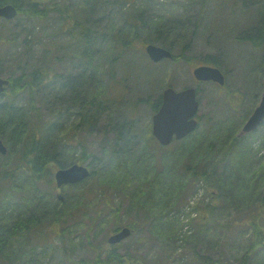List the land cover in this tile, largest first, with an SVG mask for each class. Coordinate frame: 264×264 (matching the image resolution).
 <instances>
[{
    "label": "trees",
    "instance_id": "obj_1",
    "mask_svg": "<svg viewBox=\"0 0 264 264\" xmlns=\"http://www.w3.org/2000/svg\"><path fill=\"white\" fill-rule=\"evenodd\" d=\"M58 1L39 6V0H32L27 8L17 3V16L39 20L52 12L61 20L55 36L64 35L65 42L58 40V46L73 50L70 57L79 60L80 70L75 75L65 77L50 65L57 59V45L45 48L43 56H46L32 61L30 45L38 43L37 36L32 34L16 41L12 34L5 36L7 32L3 28L9 21L0 22L3 31L0 59L12 41L24 49L10 63L13 71L7 75L9 83L0 93V139L7 149L5 154L0 153V264H15L19 253L13 251L23 244L30 246V251H26L30 254L28 260L36 261L37 244L50 238L60 240L65 264H152L154 261L169 264L170 256L155 254L151 257H157L155 260L145 263L128 248L120 252L118 248L125 239L109 244L108 233L124 226L131 230L127 237H131V243L153 242L156 238L168 248L182 249V256H172L174 262L191 254L200 264H223L198 249L209 229L245 236L247 243L241 246L244 253L236 264H264V121L257 130L237 136L238 127L234 123L239 126L238 121L225 125L218 133L211 112L199 113L198 127L169 145H161L150 129V118L160 107L162 90L172 84L156 81L150 83L152 87H145V82L160 66L176 62L185 63L188 68L200 64L219 67L228 83L212 84L217 92L228 96L227 101L237 95L239 101L232 103L234 106L226 103L234 113L233 118H241L238 115L248 92H238L241 87L229 83L230 75L217 55V48L199 62L193 52V41L211 0ZM235 1L223 0V5L232 8ZM237 3L264 7V0H237ZM105 5L107 9L97 17L100 14L97 10ZM114 13L123 20L121 26L117 28L109 22L105 31L98 28L99 21ZM105 34L110 35L109 40ZM101 39H107L113 48L103 63H96L95 45ZM235 40L238 45L247 43L253 50L255 59L246 65L255 64L256 74L264 69V22L248 32L240 30ZM150 43L168 48L172 58L157 63L150 61L144 51ZM120 62L123 74L116 78ZM139 76L140 81H132ZM190 78L192 84L185 86L194 85L201 97L202 83L191 75ZM89 83L94 85L92 92ZM116 85L119 93L113 95ZM105 111L109 114L105 115ZM102 117H107V122L101 126ZM202 120L207 122L206 126H200ZM85 130L102 131L99 150L92 152L87 148L82 134ZM78 162L87 164L89 176L71 184L63 192L65 197L58 200L54 193V171ZM136 176L140 177L133 189L136 190L127 192L126 187L133 184ZM201 181L202 189L205 185L211 189V198L197 209H192L188 200L185 206L191 210L187 222H182L172 212L179 211V203ZM96 201L115 213L109 232L101 241L89 238L87 232L86 239L79 244L87 243L94 248L95 255L72 259L66 244L74 240L72 225L85 216L86 206ZM122 207L125 223L119 213ZM224 213L232 219L218 220V214ZM90 219L92 225L106 221L104 209L94 210ZM31 234L35 235L34 241L30 240Z\"/></svg>",
    "mask_w": 264,
    "mask_h": 264
},
{
    "label": "rangeland",
    "instance_id": "obj_2",
    "mask_svg": "<svg viewBox=\"0 0 264 264\" xmlns=\"http://www.w3.org/2000/svg\"><path fill=\"white\" fill-rule=\"evenodd\" d=\"M52 1L53 0H43V1L39 0L40 3L38 5L42 6L44 3H49L50 5H52L53 4ZM110 1H114V0H110ZM241 3H237L236 0L232 8H230L229 5H223V0H211V2H209L210 5L207 7L204 19L201 22V29L200 28L198 29L197 36L193 41L194 42L193 52H195L196 62H199V60L202 57H204L206 54L214 52L215 49L217 48L216 49L217 55L223 61L224 68L228 72V75H230L229 83H231L233 87L236 86L241 87V89H238V92L243 91L245 93V90L248 92V98L246 97L245 94V100L242 101V103L244 104L243 109L238 115L241 118H237L236 116L233 118L234 113L230 111L226 102L234 106L232 103L239 101L237 95L232 96L231 100L227 101L228 96L224 95L221 92H217L218 90H216L214 84H212L214 82H209V81L202 82L203 88H201L202 91L201 97H198L200 99L201 104L199 105V110L197 115L199 113L203 114L205 112H211V116L214 119V123L212 124L213 126H215L216 131L218 129V133L222 132L225 125L235 121L239 122V126H237V123L234 124L236 125V127H238V132L240 131L242 125L244 124L248 116L253 111V108L256 106V104L259 101V97L262 89V82L264 80V75H263L264 69L259 70L256 74V70L258 68L255 67V64L246 65L247 62L254 61L255 59V56L251 54L253 50H251V48L248 46L247 43H240V45H238L239 42L235 40V37L238 35L240 30H242L243 32L246 30V32H248L249 30L254 29L259 24L264 22V17L260 19V16L264 15V7L262 8L261 5H256V6L252 5L250 7H246L245 5L243 6ZM75 5H76L75 7L76 9L77 4ZM106 9L107 7L105 5L103 8L97 10V13H100L97 17H100ZM119 18L120 17H118L117 13H114L112 17H108L103 21H99L98 28L102 29V31H105L106 28H108L109 26L108 25L109 22L115 23L118 28L119 26H121V23L123 21V20L121 21ZM60 22L61 20L56 19L55 15H53L52 12L48 13L45 17L39 20H37L35 17H33V20H29L24 15L20 14L17 17H14L13 19L9 20V22L6 24L3 30L7 32L5 36H10L12 34V36L14 35L13 37H17L15 39L16 41L22 40L24 37H29L32 34L37 36L38 43L34 42L33 44L30 45V53L34 58V60L32 61H37L38 56L39 58H43L44 56H46V55L43 56L45 48L51 47L53 45L58 46L57 43L58 40L65 42L66 37L64 35L55 36V29L57 28ZM2 34L3 31L1 30L0 35ZM98 35L100 39L99 32ZM108 35L109 34H105L106 37H108ZM109 39H110V35L108 37V40ZM108 40L105 39V41H103V39H101L100 42L95 45V49L98 50L96 53V57H97L96 63L97 62L103 63L106 60L104 58L106 57L105 55L106 54L108 55L109 53L112 52L111 48H113V46L112 44L109 43ZM49 41L50 43L47 45ZM23 50L21 46H17L13 41L12 43L8 44L7 47H5L4 55L2 59H0V69H3V71H1L3 77L7 78V75H9L11 71H13L10 67V63L13 62V60L17 58L19 55H21V53L24 52ZM55 52L57 53V57H56L57 59L53 60V62L50 65L53 66L56 73L66 77V76L75 75L77 71L80 70V68L78 67L79 60L77 59L76 61L75 59H72L70 57L73 55V50L69 51L63 46L61 47L58 46ZM237 53H239L242 57L241 56L239 57ZM82 64H84V62H82ZM116 68L119 69L115 71V77L117 78L119 77V75L123 74V69H124L123 63L120 62V65H117ZM191 69L192 68H188L185 63H181V62L171 63V65L165 64L163 68L162 66H160V68L157 71H154L153 74L151 73L152 77L145 82L146 84L144 86L152 87L150 84L151 82L155 84L156 81H159L162 84L166 83V85L168 83H171L174 89H180L187 84H192V79L190 78V75L192 76ZM87 72L89 71L87 70ZM106 77L107 76L104 75L103 78L105 79ZM253 78H255L256 80L255 81L252 80ZM135 80L140 81L141 80L140 76L136 79L135 77L132 78L133 82H135ZM105 81L108 82V77L105 79ZM227 83L228 82L226 81V84ZM87 85L90 88V91L92 92V89L94 90L93 87L94 85H90V83ZM113 91H112L113 95H118L119 91L117 85L114 87ZM98 92H100V89H98ZM251 96H254V98H252ZM104 114L107 115L109 114V112L105 111ZM105 122H107V117H105V119L102 117L99 120V125L102 126L105 124ZM206 124L207 122L205 120H202L200 122V126L203 125L206 126ZM150 129H151V118H150ZM82 134L84 135L87 148L89 150H91L92 152L95 150H99L98 147H100L104 135L102 134V131L99 132L97 130V132L94 131L87 132L85 130L84 132H82ZM78 163L82 165H87L85 162H78ZM139 181H140V177L136 176L133 181V184H131L130 186L128 185L129 183L126 184L128 185L126 187L127 192L135 191L136 189L135 190L133 189L135 188L136 183H139ZM200 183L203 184V182L201 181L195 184L194 186H192L189 192L187 191L188 193L185 195L184 199L179 203L178 206L179 211L172 212L173 215H178L179 220L182 222L183 221L185 223L187 222V215L189 214L188 211H190L191 208L192 209L201 208L211 198L210 197L211 189L208 187V185H205L206 188L202 189ZM70 186L71 184H64L60 187L56 186L54 193L56 194L58 200H61L63 199V197H65L63 192L69 190ZM127 196L128 193H126V199ZM188 200H189V206L191 208L185 206ZM117 203H118V199H115V204ZM86 207L87 209L85 210L86 211L85 216L81 219H76L77 220L76 223L72 225L71 236L73 235L74 237L73 243L69 241L66 242L67 248H69L71 251V257L72 259L75 260L92 258L95 255L94 248L88 246L87 243L79 244V242H81V240L83 241L86 239L85 236L87 232L89 234L88 236L89 238L92 237L94 241L95 240L101 241L103 235L109 232L108 231L110 229L109 226H111V223L113 222V218L115 216L114 211H109L108 208L105 207L100 201H96L91 204H88ZM101 209H104V212L106 213V221H99L98 223L95 222V224L92 225L90 217L93 216L94 210L99 211ZM123 209L124 208L122 207L119 213L121 214V218H122L121 221L125 223L124 220H126L127 218L125 217L126 215ZM226 215H227L226 213L221 215L218 214V220L224 222L232 219V217H229L228 215L227 217ZM191 217L194 218L195 215H192ZM34 231L35 229L33 230V233ZM221 232L223 234H220L218 231L214 232L212 229H209L206 234V237L199 244L198 249L200 250L201 253L209 254L211 257H213L214 260L218 259L223 264H236L244 253L241 246L247 243V239L245 236L238 237L233 233L229 234L224 231ZM112 233L114 232H109L108 235ZM34 236L35 235H32L33 238L30 239L31 241L35 240ZM130 239L131 237L126 238L119 246L118 250L123 253L125 249L128 248L132 253L143 258L145 263H149L150 259L151 262L155 260L157 257H153V258L151 257L152 255L154 256L156 254L163 257L170 256L171 259L169 261V264H183V263L200 264L193 259L191 254H186L184 255V258H182L180 261L174 262L173 258L176 255L182 256L183 250L182 249L175 250L172 247L168 248L166 245L165 246L162 245L163 242L162 240H157L156 238H154L153 242L143 241L141 243L139 242L136 243L134 241L133 243H131ZM87 241L88 239L86 240V242ZM100 244L101 246L106 247L103 242H100ZM22 247H24L25 250L22 249ZM62 249L63 247L60 245V240L58 238H50L45 243L39 244V246L37 244L36 247L37 259L36 261L31 262L28 260L29 256H27L30 254H26L27 253L26 251H30V246L23 244L21 248L18 249V251L16 250L13 251L19 253L18 256L16 257L17 259L15 260V264H65L61 252ZM23 255H26V258L25 257L23 258ZM152 264H157V263H155L154 261ZM252 264H256V263H252Z\"/></svg>",
    "mask_w": 264,
    "mask_h": 264
},
{
    "label": "water",
    "instance_id": "obj_3",
    "mask_svg": "<svg viewBox=\"0 0 264 264\" xmlns=\"http://www.w3.org/2000/svg\"><path fill=\"white\" fill-rule=\"evenodd\" d=\"M3 1V0H0ZM17 10L11 3L0 6V18L13 19ZM145 53L153 62H159L165 58H172L171 51L155 44H147ZM193 77L200 82L212 81L219 86L224 85L225 76L219 67L212 65H198L192 69ZM9 83L7 78L0 75V93ZM199 100L194 86L181 89L166 87L161 93V104L158 110L151 116V133L161 145L170 144L173 139L179 140L186 137L198 127L197 113ZM264 121V80L262 82L259 101L242 125L237 136H242L255 131ZM0 153H6V147L0 139ZM86 165L74 163L68 167L57 168L54 172L56 186L81 182L89 176ZM131 234L129 227L124 226L107 237L109 244H116L126 239Z\"/></svg>",
    "mask_w": 264,
    "mask_h": 264
},
{
    "label": "flooded vegetation",
    "instance_id": "obj_4",
    "mask_svg": "<svg viewBox=\"0 0 264 264\" xmlns=\"http://www.w3.org/2000/svg\"><path fill=\"white\" fill-rule=\"evenodd\" d=\"M32 2V0H3V1H0V6H2V5H4V4H8V3H11V4H13L14 6H15V8H16V10H17V13H18V8H17V3H19V4H21V6L23 7V8H27L28 7V5H27V3L28 2ZM17 13H16V16H17ZM15 16V17H16ZM2 20H7V21H9V20H11V19H4V18H0V22L2 21ZM200 65H211V64H200ZM198 66V65H197ZM212 66H216V65H212ZM196 67V66H195ZM217 67V66H216ZM1 76H3L2 74H0ZM215 83V82H214ZM215 84H217V83H215ZM2 93V92H1ZM198 100H199V104H200V99L198 98Z\"/></svg>",
    "mask_w": 264,
    "mask_h": 264
}]
</instances>
